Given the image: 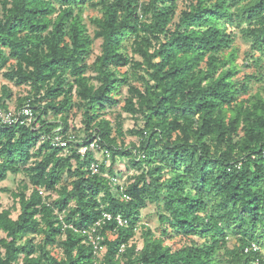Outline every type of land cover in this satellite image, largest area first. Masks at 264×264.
<instances>
[{
  "label": "trees",
  "instance_id": "16d2710c",
  "mask_svg": "<svg viewBox=\"0 0 264 264\" xmlns=\"http://www.w3.org/2000/svg\"><path fill=\"white\" fill-rule=\"evenodd\" d=\"M85 1L0 0V74L28 89L16 106L38 126L0 125V182L23 176L17 216L0 205V264H264V93L250 94L264 79V0H191L176 22V0H89L93 38ZM236 33L255 68L242 79ZM11 96L3 84L0 107ZM69 130L65 149L42 138ZM91 141L108 156L78 153ZM119 159L133 170L122 191ZM148 205L156 228L141 222Z\"/></svg>",
  "mask_w": 264,
  "mask_h": 264
},
{
  "label": "rangeland",
  "instance_id": "374dc122",
  "mask_svg": "<svg viewBox=\"0 0 264 264\" xmlns=\"http://www.w3.org/2000/svg\"><path fill=\"white\" fill-rule=\"evenodd\" d=\"M191 0H176V8H175V17L173 19V22L177 21V16L180 13V11L182 9L187 8V4L190 2ZM195 2V0H193ZM82 5V4H80ZM84 8L81 11V15L83 18V22L86 25V29H87V33H89V35L93 38V34H94V28L95 25L92 23V18H96V17H100L101 16V10L99 8V6H92L90 5V1L87 0L85 1V3L83 4ZM56 13H53L51 16H54ZM2 15V10H1V4H0V16ZM100 44H101V39L100 38H94L91 44V48H92V53L90 54V58L88 59L89 62H91L93 60V58L95 57V55H97L100 51ZM233 47L236 49V56H235V62L240 66V71L237 74V77L239 79H242L243 76L247 73H252L254 72V66L252 65L251 60H247V64L248 66L245 67L242 63H244V56H245V52L249 51V43L247 41H245L240 33H236L235 34V38L233 41ZM225 51H227L226 48H224ZM5 69V67H3ZM125 68H122L121 71H124ZM263 73H264V64H263ZM88 75H90V71L87 72ZM3 84H7L11 90H12V96L11 98L8 100L7 104L11 107L16 106V102L17 99L19 97H21L22 95L27 93V88L20 86L17 87L15 85H13L12 83L8 82L6 79H4L1 74H0V87ZM251 91L250 94L255 93L257 90L262 91V93H264V79L262 82H254L252 81L251 83ZM123 92H124V87L122 88ZM247 96V94L245 95ZM123 105V103L121 102L120 105L118 107H116L115 111L120 110L121 111V106ZM122 112V116L124 117V122H123V127L125 129L127 128H132L135 126L136 120H134L130 114H127L123 111ZM108 118L112 119V122L114 123V117L110 116L109 114L106 115ZM74 119V123L76 125H82L81 121H80V115L77 114L75 116ZM130 142H135L137 143V138L135 136L132 135H128L125 138V143L128 144ZM102 155L100 153H96V157L100 158ZM116 169L117 170H121L123 172H121V177L120 180L122 183H127L130 182V179H128V176L131 172H133V170L128 171L127 173H125L124 169V161L121 162V159H119L116 163ZM23 176L22 174L18 173L15 175H11L9 174L8 177L4 180L0 182V188L3 187H7L9 188V191H2L0 190V205L2 208H9L11 209V215L13 218H15L19 212V206L18 203L13 199L10 191L11 190H16L17 185L20 183V181L22 180ZM145 224H149L152 225L153 228L157 227V222L156 219L154 218V206L153 205H148L147 207L142 209V221ZM2 234L0 233V236ZM229 235V239H228V246L232 247L234 243H236L235 237L234 235H232V233H228ZM195 237V236H194ZM134 241L138 244V246L140 247L142 244V237L140 236V229L137 230L135 236H134ZM184 239H180L175 238L173 241L171 240H167L166 242L171 244L174 248H177L179 246H181L184 243ZM264 248V247H263ZM264 250V249H263Z\"/></svg>",
  "mask_w": 264,
  "mask_h": 264
},
{
  "label": "built area",
  "instance_id": "2783aa9c",
  "mask_svg": "<svg viewBox=\"0 0 264 264\" xmlns=\"http://www.w3.org/2000/svg\"><path fill=\"white\" fill-rule=\"evenodd\" d=\"M36 121V117H34V113H33V109L30 106V104L28 102L23 103L21 106L17 107H11V106H7V108H3L0 107V125H13V124H19V125H23L25 127H31V128H37V124L35 123ZM75 126H78L76 124H74ZM55 130H61V125L57 126ZM66 136V137H65ZM43 139L47 138L50 141L51 146H58V147H62L63 149H65L67 147V144L69 141L74 140L75 139V134L72 131H68L66 132L65 135L62 134H51L47 131L44 132ZM94 151L95 152V156L96 153H100L102 155L105 154L106 156H108V152L106 150H99L97 147V144L95 143V141H91L88 144H84L81 143L78 147V153H80L81 155L85 154L87 151ZM97 158L96 159H101ZM106 164H109V160H105ZM91 169L92 171H96L97 170V164L96 163H92L91 164ZM121 180L117 179L115 181L116 185H119V189L122 191L123 186L121 185ZM38 192L40 195L45 196L47 194V191L44 190V188L42 187H38ZM123 198L124 199H129V196L126 193H122ZM104 217L106 219H111L112 216L108 213H104L103 214ZM115 219L117 221L118 224H123L125 223V220H123L120 215H116ZM89 237L90 234H89ZM253 249H258V246L255 243L251 244ZM246 251V250H245Z\"/></svg>",
  "mask_w": 264,
  "mask_h": 264
}]
</instances>
